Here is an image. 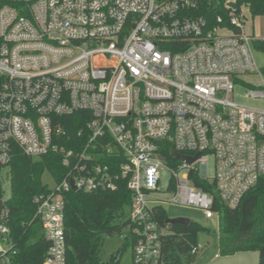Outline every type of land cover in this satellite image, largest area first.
Here are the masks:
<instances>
[{
    "label": "built area",
    "instance_id": "obj_1",
    "mask_svg": "<svg viewBox=\"0 0 264 264\" xmlns=\"http://www.w3.org/2000/svg\"><path fill=\"white\" fill-rule=\"evenodd\" d=\"M195 7V0H0V170L17 154H56L66 170L32 200L49 244L43 264H65L70 182L90 193L114 192L125 180L133 262L166 264L170 230L156 221L159 207L219 218L213 194L193 185L192 172L230 209L264 176V108L232 99L242 83L246 98L264 100L256 38L245 31L242 9L226 5L227 22L217 16L208 27L189 14ZM245 73L261 81H240ZM73 115L65 128L61 119ZM169 147L171 156L196 159L189 165L172 156L167 164ZM1 211L0 263L13 264Z\"/></svg>",
    "mask_w": 264,
    "mask_h": 264
},
{
    "label": "trees",
    "instance_id": "obj_2",
    "mask_svg": "<svg viewBox=\"0 0 264 264\" xmlns=\"http://www.w3.org/2000/svg\"><path fill=\"white\" fill-rule=\"evenodd\" d=\"M196 7L189 14L207 20L208 27L215 25L216 17L227 22L226 5L239 12L245 8L251 17L264 14V0H195ZM186 12V13H188ZM254 48L264 51V40H258ZM77 115L61 119L62 124L75 121ZM77 127V125L75 126ZM72 132L73 130H69ZM169 149V150H168ZM171 147L165 148L163 155L167 164L176 160ZM11 197L4 202L7 211L5 227L8 238L16 254L13 264H43L49 244L44 238L39 220L35 217L32 200L39 194H46L49 188L42 183V174L47 172L54 182L64 178L66 170L59 163L58 155H44L37 159L17 154L8 166ZM190 179L195 187L213 194V211L218 214V240L224 256L248 251L256 252L258 264H264V176L242 199L240 206L230 209L222 204L213 185L198 180L192 172ZM131 192L126 182H118L114 192L69 191L64 196V261L65 264H105L99 258L102 236L119 233L129 229L128 214ZM2 195L0 194V199ZM167 215L164 207L156 211V221L166 226ZM170 234L163 239V252L166 264H181L175 252L184 254L192 260L190 250L198 244L196 237L201 227L196 223L189 225L169 224ZM133 248L134 242L126 237Z\"/></svg>",
    "mask_w": 264,
    "mask_h": 264
},
{
    "label": "rangeland",
    "instance_id": "obj_3",
    "mask_svg": "<svg viewBox=\"0 0 264 264\" xmlns=\"http://www.w3.org/2000/svg\"><path fill=\"white\" fill-rule=\"evenodd\" d=\"M244 17H246L245 31H250L249 26L254 23L255 29L258 22L261 21L259 16L251 17L245 8H242ZM257 32V30H256ZM254 58L257 67L261 71L262 79L264 82V51L253 48ZM240 81L246 84H258L261 77L255 74L245 73L238 75ZM247 85L235 83V89L232 94V99L235 103L246 105L253 109L264 108V100H251L245 97ZM208 172L212 176L213 164L210 159L208 162ZM169 180V173L166 171L161 172V184L164 187ZM42 183L48 188L52 189L55 182L47 172L42 174ZM0 194L2 200L5 202L11 197L10 194V177L8 167L0 170ZM167 215V219L185 218L191 223H196L201 227L198 232L196 240L202 246L201 249L194 255L192 260H189L186 255L174 253L180 260L181 264H258V256L256 252H245L237 255L228 260H223L224 255L221 253V248L218 240V220L213 217L206 219L203 212L196 208H187L180 206L164 205L163 206ZM129 229L123 228L119 233H112L102 236V245L99 250V258L105 264H134L132 259V246L125 240L128 238ZM215 255H217L215 257ZM239 257V258H238ZM224 262V263H223ZM2 264V263H0Z\"/></svg>",
    "mask_w": 264,
    "mask_h": 264
},
{
    "label": "water",
    "instance_id": "obj_4",
    "mask_svg": "<svg viewBox=\"0 0 264 264\" xmlns=\"http://www.w3.org/2000/svg\"><path fill=\"white\" fill-rule=\"evenodd\" d=\"M172 156H174V158H176L177 160L186 162L189 165L192 164V162L196 159L194 157L190 158V157H186V156L180 155L179 153H177L175 151H174V153H172ZM70 186H71V191H74L75 187H74L73 182H70ZM3 208H4V203L2 201H0V223L4 222L3 219H1V213H2L1 210ZM166 223L170 224V225H176V224L189 225L190 221L188 219H185V218H176V219H167Z\"/></svg>",
    "mask_w": 264,
    "mask_h": 264
},
{
    "label": "crops",
    "instance_id": "obj_5",
    "mask_svg": "<svg viewBox=\"0 0 264 264\" xmlns=\"http://www.w3.org/2000/svg\"><path fill=\"white\" fill-rule=\"evenodd\" d=\"M259 18H261V21L258 22L257 28L255 29L254 23H251V25L249 26L250 31H248L249 34L253 35L256 38V41L255 42H257L258 40H264V15L259 16ZM256 30H257V32H256ZM254 43L252 44V51H253V48H254L253 47ZM239 254H241V253H236V254H233V255L224 256V259L223 260L231 259L233 257H236ZM215 257H216V255H215Z\"/></svg>",
    "mask_w": 264,
    "mask_h": 264
}]
</instances>
